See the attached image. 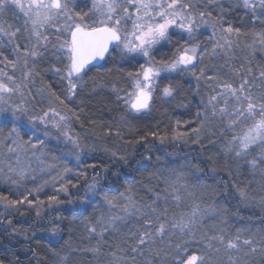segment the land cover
<instances>
[{
    "label": "snow or ice",
    "instance_id": "snow-or-ice-1",
    "mask_svg": "<svg viewBox=\"0 0 264 264\" xmlns=\"http://www.w3.org/2000/svg\"><path fill=\"white\" fill-rule=\"evenodd\" d=\"M234 9L259 30L237 26ZM93 69L99 79L88 76ZM47 73L56 84L44 81ZM163 73L195 81V118L127 139L124 128L157 99L176 100L181 86ZM105 88L121 114L87 123L99 139L120 142L99 149L113 162L128 164L127 147L149 136L191 144L195 162L156 157L154 170L139 165L140 180L110 194L95 178L109 168L82 159L97 145L73 132L74 121L84 126L85 107H70ZM0 185V221L11 225L24 207L39 218L47 208L57 213L52 236L62 230L60 206L84 188L79 204L91 214L80 221V242L56 251L59 239L50 238L48 253L29 249L36 264H264V217L260 226L232 227L244 209H264V0H0ZM0 264H19V256H0Z\"/></svg>",
    "mask_w": 264,
    "mask_h": 264
},
{
    "label": "trees",
    "instance_id": "trees-1",
    "mask_svg": "<svg viewBox=\"0 0 264 264\" xmlns=\"http://www.w3.org/2000/svg\"><path fill=\"white\" fill-rule=\"evenodd\" d=\"M231 13L232 12L228 13L230 19ZM242 17L243 19H241ZM249 20L250 18L248 16H245V14L239 11L234 23L246 30H259L261 27L260 23L257 22V24L252 26ZM41 67H43V65ZM127 67L130 68L131 66L129 65ZM100 75L102 74H98L96 69H93L88 73L89 77L96 76L97 79H99ZM170 77H174L171 82L178 83L181 86L176 100L169 102L157 99L150 114L130 121L134 126L131 131L124 128V134L127 139H138L147 132L157 130V126L159 127V130L163 132L177 119L183 121L195 118L198 99L193 91L195 89L193 82L191 79H188V77H180L177 74ZM43 79L46 83L56 84L58 78L52 77L50 73H47L44 75ZM160 82L161 84H164L168 83L169 80L162 79ZM39 85L40 79L38 78L36 87H39ZM89 87H91V85H89ZM81 99L84 100V105L80 104ZM114 101L115 97L105 88L98 90L95 95L84 93L81 96H78L70 105V107H85L86 118L84 126L81 127L78 122L74 121L73 132L78 133L81 136L84 145H97V151L91 152L88 151L87 148L85 149L86 153H84L83 160L85 164L102 160L104 165L109 168L108 172H102L101 175L96 176L95 178L99 181L100 185L105 187L106 190L111 189L110 194H118L119 191H123L125 186L129 184L134 185L136 181H139L141 174L145 171L143 168H140V170L137 171L136 169L139 165L147 164L149 170H154L155 167H157L156 157H159L161 162L172 161V156H175V162L177 164H183L186 160L195 162L194 158L197 156V151L193 150L191 144L174 145L172 143H167L160 145L159 141L153 140L151 136H149L142 144L130 145L127 147L129 158L128 164H124L122 161L113 162L107 154L99 149L105 143L115 147H121L120 142H118L115 137L102 140L94 136L93 133L89 131L87 119L90 118L102 120L104 122H111L113 118H118L122 109L117 107ZM33 103L35 104L36 102L33 101ZM179 103L188 104L189 107L187 109L177 107V104ZM36 106L39 108L41 105L37 104ZM98 131L99 130L97 129V132ZM148 155H151L152 159L149 161L144 160V157ZM92 177L93 173L89 170V182H91ZM0 188H6V186L0 185ZM74 191L75 192H72L74 195L71 196V199L76 201V203L71 204L72 206L70 208L65 207L60 209V215L63 217V221L58 222L61 224L62 229L59 236L51 235V229L57 216L55 211H51L38 218L36 217L34 210L30 211L24 207L21 209L24 213L23 215L17 213L11 217V225L0 221V256L5 257L7 260H14L16 256H19V264H36V259L32 257V253L29 249L37 250V256L48 253L50 248V238L53 241L59 239V243L56 245V251H59L65 245V242L70 239L74 245L79 243L83 232L82 227L80 226V221L84 216L91 214V209L89 208L87 211H84V209L80 210L79 199L84 196V188H80L78 193L75 189ZM225 199H228L231 208L235 210V199H230L228 197ZM221 202L223 203V200ZM0 211L2 210L0 209ZM250 217L255 220H260L264 216L257 211L243 210L238 218L241 219V221H245L246 218L248 219ZM72 220H75L76 223L72 225V231L70 234L69 221ZM61 236L62 239L60 238ZM45 264H50V262L45 261ZM85 264H87V258H85Z\"/></svg>",
    "mask_w": 264,
    "mask_h": 264
},
{
    "label": "rangeland",
    "instance_id": "rangeland-1",
    "mask_svg": "<svg viewBox=\"0 0 264 264\" xmlns=\"http://www.w3.org/2000/svg\"><path fill=\"white\" fill-rule=\"evenodd\" d=\"M10 20H11V17H10ZM11 22L16 23V24H20V23H22V20H11ZM173 75H175V74L174 73L173 74L163 73L162 77H170V76H173ZM188 79H191V78L188 77ZM191 81L193 82V85H194V88H195V81L194 80H191ZM196 98L199 101V97L196 96ZM37 134H40L39 130H38ZM52 143L56 144L57 142L55 140H53ZM60 146L62 148H64L65 152H67L70 149V147H71L70 145L64 146L62 142H60ZM83 157H84V155L82 156V159H83ZM69 160H71V162H72L70 166H74L76 164L74 156H69ZM171 160L175 162V156H172ZM184 163H186V162H183V164ZM175 164H177V163L175 162ZM175 164L173 166H175ZM247 177H248V173L244 172L243 176L241 177L242 181L246 183L247 182ZM26 186L27 187H32L31 182L30 181L26 182ZM21 191H23V189H21ZM71 191L75 192L74 189H72ZM52 192H53L52 188L45 189V191L40 194V199L46 201L47 200V196L52 194ZM65 199H67V198H65ZM71 206H72L71 204L65 203L64 205L60 206V209L65 208V207L70 208ZM0 209L3 211L2 208H0ZM80 210H83V206L82 205H80ZM244 210L257 211V212L261 213L264 216V213H263L264 209H262L258 205L254 206V207H249V208L244 209ZM50 212H51V210L45 208V210H44L45 214H48ZM45 214H42V216L45 215ZM252 217H250L248 219L246 218L245 221L244 220L241 221V219L238 218V219L232 221V227L233 228H236V227H252L253 225L260 226V220H255ZM256 264H260V258L259 257L256 258Z\"/></svg>",
    "mask_w": 264,
    "mask_h": 264
},
{
    "label": "flooded vegetation",
    "instance_id": "flooded-vegetation-1",
    "mask_svg": "<svg viewBox=\"0 0 264 264\" xmlns=\"http://www.w3.org/2000/svg\"><path fill=\"white\" fill-rule=\"evenodd\" d=\"M239 11H241L243 14H245L244 13V11L242 10V9H234L233 11H231L232 13H231V20L234 22V21H236V19H237V15H238V12ZM250 21V24L252 25V26H254L255 24H257V22H253L251 19L249 20ZM166 47H170V46H166Z\"/></svg>",
    "mask_w": 264,
    "mask_h": 264
}]
</instances>
